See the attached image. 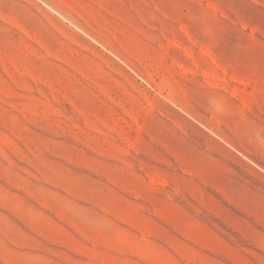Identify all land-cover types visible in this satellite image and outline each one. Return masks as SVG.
Listing matches in <instances>:
<instances>
[{
    "label": "rangeland",
    "instance_id": "374dc122",
    "mask_svg": "<svg viewBox=\"0 0 264 264\" xmlns=\"http://www.w3.org/2000/svg\"><path fill=\"white\" fill-rule=\"evenodd\" d=\"M0 264H264V0H0Z\"/></svg>",
    "mask_w": 264,
    "mask_h": 264
}]
</instances>
